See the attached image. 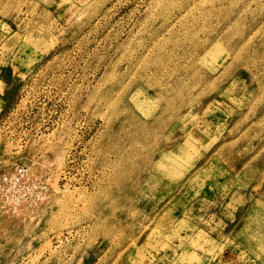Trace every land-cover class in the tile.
<instances>
[{"label":"rangeland","instance_id":"1","mask_svg":"<svg viewBox=\"0 0 264 264\" xmlns=\"http://www.w3.org/2000/svg\"><path fill=\"white\" fill-rule=\"evenodd\" d=\"M0 264H264V0H0Z\"/></svg>","mask_w":264,"mask_h":264},{"label":"built area","instance_id":"2","mask_svg":"<svg viewBox=\"0 0 264 264\" xmlns=\"http://www.w3.org/2000/svg\"><path fill=\"white\" fill-rule=\"evenodd\" d=\"M46 196L47 184L31 176L26 166L17 165L9 172H0V204L8 212L36 207Z\"/></svg>","mask_w":264,"mask_h":264}]
</instances>
